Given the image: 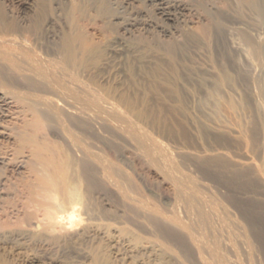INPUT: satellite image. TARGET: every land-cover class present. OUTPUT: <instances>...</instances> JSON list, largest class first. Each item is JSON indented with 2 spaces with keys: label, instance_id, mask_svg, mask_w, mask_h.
I'll list each match as a JSON object with an SVG mask.
<instances>
[{
  "label": "rangeland",
  "instance_id": "obj_1",
  "mask_svg": "<svg viewBox=\"0 0 264 264\" xmlns=\"http://www.w3.org/2000/svg\"><path fill=\"white\" fill-rule=\"evenodd\" d=\"M213 1L230 14L234 27L229 23L231 34L227 31L235 42L242 43L241 25L250 32L255 24L259 28L238 0ZM123 2L0 0V30L9 28L17 44L59 62L99 102L113 103L126 122L97 109L94 138L72 132L94 149L96 177L88 187L74 165L62 177L63 189L55 192L47 179L51 199L42 197L35 179L54 167L23 158L19 143L0 141L11 160L0 170L6 178L0 194V264H264V182L254 170L264 177V106L258 92L264 89V57L260 63L239 57L237 65L215 59L218 50L200 33L206 24L202 0H184L190 7L186 24L169 35L142 26L143 18L155 15L149 0H135L129 9ZM120 16L136 17L135 26L124 32L116 20ZM67 34L76 40L74 67L59 52ZM221 69L229 75L218 103L211 88ZM229 98L238 104L234 111L227 110ZM44 137L48 147L59 149L48 154L59 166L68 151L53 135ZM222 164L235 165L240 176L231 178ZM184 180L197 185L211 204L206 223L179 199ZM46 211L57 220L50 221Z\"/></svg>",
  "mask_w": 264,
  "mask_h": 264
},
{
  "label": "bare ground",
  "instance_id": "obj_2",
  "mask_svg": "<svg viewBox=\"0 0 264 264\" xmlns=\"http://www.w3.org/2000/svg\"><path fill=\"white\" fill-rule=\"evenodd\" d=\"M134 1L135 0H124V2H123L124 7L126 9H129L130 4L133 3ZM212 1L213 0H202V3H204V4H202L200 2L201 8L200 7L199 8L201 9V12L203 14L202 16L204 17L206 24L204 23L205 25L202 27H199V28H200V33L203 35L202 37H206L207 41L210 42V45L212 44L213 47L211 46V48H216V50H218V55L216 56L215 59H217L218 61H221V62L222 61L223 62L230 61V63L232 62L233 64L235 63L236 65H237L238 61H240L239 57H242L245 60H249L253 63L254 62L256 63L258 61L261 62V60L264 57V0H238L239 3L242 5V7L243 6L247 7L254 14V18L256 17V19L259 21V26L257 25L259 28L256 29V26H255L256 24H255L254 25L255 30L253 27V32H254L253 33V32H250V30H248V29H244L246 27L241 25L242 24V22H240L241 20L240 21H238L239 19L237 20L239 22V24L243 27V29L241 28L239 30L240 32L236 29L238 31V32L237 31L236 32L240 33L239 39L242 42L241 44H240L239 40H237V41H239V43L237 41L235 42V40H233L234 37L231 39L232 36L229 35L230 29L228 28V24L231 22L229 19L231 16L228 18L229 13L227 14V13H224V11L222 12V11L218 10L219 8L217 9L216 6L213 5V4H215V3H213L215 1H213V2ZM218 2H219V0H218ZM236 2H237V0H236ZM149 4L154 6L155 15H154L153 19L143 18V20L141 22L143 27L150 28V30H154V31L161 33L163 35H169L175 31H177L178 28H180V26L186 24L185 23L186 22L185 15L187 12H190V7H187L188 5H186L184 0H149ZM235 4H237V3H235ZM237 8L239 9L241 7H237ZM230 11H231V9H230ZM234 11H232V12H234ZM237 11H236V13H234L235 17H236L235 14H238L240 10L238 11V13H237ZM250 11L249 12L247 11V12L251 13ZM241 13H243V12L241 11ZM231 14H233V13H231ZM245 14H246V12H245ZM241 15H243V14H241ZM3 16H4V14H3ZM246 16L248 18V15H246ZM142 17H145V16L143 15ZM244 17L240 16V18H243V19H244ZM134 18H135V20H137L136 17H132L131 19H129L128 17H125V16L116 17V20L117 21L119 20V25H120L121 30H123L124 32H128L130 30V27L135 26ZM232 18H234V17H232ZM247 18H245V20H247ZM257 20H256V23L258 22ZM235 21H236V18H235ZM235 21H233V22H235ZM248 21L249 20H247V22ZM251 22L252 21H250L249 23H251ZM231 23H230V25H231ZM11 24H9V25H11ZM245 25H247V24H245ZM248 25H250V24H248ZM251 25H252V23H251ZM231 26H233V25H231ZM227 30H229V33ZM10 31L11 30L9 28H6L4 30H0V33H2L0 35V141L7 140V141H14L16 143H19V145L21 146L20 151L23 154V158H27L28 160L35 162V164H42L44 167L50 166V165L54 167V168H52L53 171L52 172L50 171V173H48V176H45L43 178L37 177L38 179L37 180L35 179V184L38 183V185H39L38 187L40 188L39 190H40V193H41L43 198L51 199L54 195L52 192V189L49 186H47V184H46L47 179L52 178L51 179L52 180L51 186L55 192H56V190L63 189L62 188L63 187L62 186L63 185V183H62L63 178L62 177H65L66 171L74 165H76L77 167L80 168L86 183L89 184L88 187H92V185L90 186V184L94 183V180L96 177L95 173L97 170V168H96L97 161H99V160H97V155L93 151L94 149H92V150L89 149V148H92V146L88 147L90 145L85 144V147H84V144L82 143L84 140H82L79 143V140H77V139H79L81 137L77 138L76 137L77 135L73 137L71 134L74 131L76 133L79 132L80 135H81V132H83L84 134L88 133V134H91V136H93L97 132L98 120L96 121V118H98V117H96V115L99 114V113L98 114L95 113V111H97V109H99V111H100V109H102V111H104L105 114L109 113L111 116L113 114L114 115L113 118H116L117 121L119 120L120 122L125 124L126 122H125V119L123 118L124 116L119 115L121 112L118 113V111L116 112V113H118L117 115H116V113H114L116 106H114L113 103L104 102L102 104L101 102H99L97 99V96L94 94V92L88 90L86 87H84L77 80L73 79V77L68 72L65 71L64 67H62V65H60L59 62H57L54 59L38 57L33 52L28 50L24 44H17L16 41H14L15 39L12 40L13 36L11 37V35L13 33H12V31L11 32ZM67 35H65V36H67ZM183 35H182V37H183ZM191 36H193V35H191ZM191 36L185 34L184 35L185 40L191 41L193 39ZM79 37H81V36H79ZM74 41H76L74 36L73 37H70V36L66 37V39H64L63 43L61 44L62 48L59 49V52L62 49V51L65 53V57H66L65 59L68 61V63L73 65L72 67L76 66V60H77V59L75 60V58H77V56L75 54L76 49L73 46L74 45L73 43H75ZM81 42H82V39H81ZM197 42H198V40H197ZM14 43H16V44H14ZM242 44H243V46L246 47L247 50L246 49H245V51L239 50L240 47L241 48L243 47V46H241ZM61 45H59V46H61ZM207 47H208V45H207ZM173 48L171 46V49H173ZM242 49H244V48H242ZM172 51L175 52V50H172ZM64 53H63V55H64ZM168 53H169V51H168ZM180 53H181V51H180ZM172 55H173V53H172ZM242 58H240V59L243 60ZM249 61H247V62H249ZM260 62H258V63H260ZM225 64H227V63H225ZM262 64H263V62H262ZM233 66H235V65H233ZM237 68H236V70H237ZM222 69L220 72L218 71V77H217L218 80H216L217 82L211 88V95L216 100L215 102H218V103H220V101H221V96L219 94V88L221 89L220 86H223V83H225L224 81L227 80L228 75H229L227 73V69L224 71H222ZM259 77H261V76L259 75ZM258 88H259L258 92L261 96V102H262V105L264 106V89L262 87H258ZM228 102H227V104H228L227 110L234 111L238 104L236 103V101H234L233 99H230V98H229ZM237 120H238V118H237ZM235 121H236V119H235ZM117 123H119V122H117ZM124 124H123V127H124ZM48 134L50 136L53 135L54 137L61 140L63 145H64L65 150L68 151L67 156H65L63 159L61 157V159L63 161H62V163L60 162L61 164H59V166L58 165L55 166L54 165L55 162L52 161V159L50 160L48 158V154L52 150H54L53 152H57L56 154L59 153L58 148H56V147L53 148L51 146H50L51 147L50 148L47 146V144H45L44 141H46L45 140L46 137H44V136L45 135L48 136ZM88 134H87V136H88ZM123 135H124V133H123ZM93 138H94V136H93ZM130 140H131V138H130ZM128 143H130V142H128ZM86 145L88 148L86 147ZM64 148H61V149H63V153L65 151ZM129 150H130V148H129ZM72 151L79 153L77 155L78 156L77 158L72 156L73 155V154H71ZM211 153L212 154L216 153V150H215V152L211 151ZM64 154H67V152ZM140 154H142V153H140ZM224 154H226V153H224ZM209 155H211V154H209ZM8 156H10V155H8L7 152L5 150H3V148L0 146V170L2 169V171H4L3 170L4 167H5L4 169H6L7 165L11 161V160H9ZM215 156H217V155H215ZM143 157H146V156H143ZM200 161H202V160H200ZM23 162H25V161H23ZM100 162H101V160H100ZM241 162H243V161H241ZM232 163H234V162H232ZM227 164H229V163H227ZM230 164H231V162H230ZM22 165L20 164L19 167H21ZM210 165H211V163H210ZM237 165H239V164H237ZM222 166L224 168L228 169V171L230 173V177L231 176H233V177H239L240 176L239 169L234 168L235 165L233 166V168L231 165H229V167L231 166V169H229V167H227L226 164H222ZM254 168H255L254 170L256 171L255 173L258 174L257 176H259L262 179L261 181L264 182V177H263L261 170L256 166ZM221 169H223V168L221 167ZM101 170H103V169H101ZM201 170H202V168H201ZM28 172L31 173L30 170ZM0 175H1V173H0ZM27 175H28V173H27ZM3 176H0V194L3 191L2 186H3L4 180L6 179L5 176H4L5 179L3 178ZM188 179L191 182V178L188 177ZM188 179H186V180H188ZM186 180L181 181L182 183H180V181H179V186H180L181 192L183 194L182 197H180V195H179V199L181 200V198H182L183 202L186 201L187 212L201 218V220L204 219V222L208 221L207 219L211 215V213L209 214V209L211 207V204L209 203V201L202 199L201 195L199 194V192H201V191L199 190V188H197V185H196V187L194 186L195 188L192 186H191L192 187L191 188L190 183H189L190 184L189 186H187V184L185 183V182H187ZM189 180H188V182H189ZM173 195H175V194H173ZM175 198H173V199H175ZM171 213L173 214V212H171ZM187 215L189 216V214H187ZM45 216L52 222H55L57 220L56 214H54V213L46 211ZM210 217H212V215ZM66 219H67L68 223L72 222L73 211H70L66 214ZM209 220H212V219L209 218ZM213 227H215V226H213ZM211 230H212V228H211ZM199 244H202V243H199Z\"/></svg>",
  "mask_w": 264,
  "mask_h": 264
}]
</instances>
